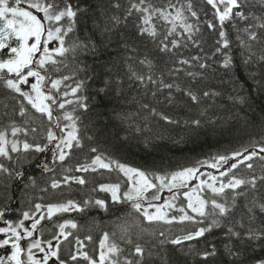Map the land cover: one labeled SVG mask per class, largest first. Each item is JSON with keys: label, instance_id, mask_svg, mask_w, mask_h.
Returning <instances> with one entry per match:
<instances>
[{"label": "trees", "instance_id": "trees-1", "mask_svg": "<svg viewBox=\"0 0 264 264\" xmlns=\"http://www.w3.org/2000/svg\"><path fill=\"white\" fill-rule=\"evenodd\" d=\"M67 2L77 10V16L74 31L65 38V45L71 47L74 42H83L88 47L78 48L75 55L70 52L66 57H57L68 66L60 65L61 71L52 73L53 78L65 75L72 78L60 86V92L52 90V94L59 98L58 102L73 100L64 109L53 106L54 118H61L60 127L57 128L55 123L32 108L24 97L7 89L0 81V132L7 134V147L12 157L0 156V163L9 170L0 172V210L7 209L5 218L18 222L23 219L25 211L37 218L41 215L47 217L45 211L48 206L67 204L69 201L78 204L83 211L57 213L38 225L46 239H56L60 235L59 224L66 221L77 224L76 229L69 227L65 230L72 233L67 240L63 236L56 240L60 245V258L67 264H89L82 256L71 260V255H75L77 250L87 252L98 260L100 242L105 233L110 235L109 242L114 240L123 249L121 260L124 256L137 259L132 252L134 244L139 243L146 250L143 264H261L264 261V238L250 239L248 234L250 230L264 232V212L258 207L264 204V180L257 179L254 189L251 186L239 189L244 195L236 197L235 206L231 204V190H226L230 212L227 216L208 218L200 217L187 208L188 200L182 193L188 188L173 189L172 192L162 189L161 199L151 203H165L174 193H181L174 201L176 208L168 210L169 217H177V220L171 224L162 221L150 223L141 213L134 211L131 202H113L111 193L98 190L101 185L119 183L123 197V193L131 190L132 186L122 172L115 168L111 171L98 168L97 171L80 172L76 168L102 154L127 166L165 175L198 166V161L214 162L212 158L219 155H231L244 148H248L249 152L259 151L260 147H264V59H261L264 56V28L260 27L264 24V0H242L241 7L234 10L244 12L247 19L234 17L232 21L225 22L228 48L217 43L221 40V29L214 9L206 0H190L197 17H191L187 11L189 0H145L142 5L167 10L172 16H175L176 8L185 9V22L199 27L198 32L192 33L191 39L179 20L175 21L176 31L168 35L172 27L171 17L165 20L158 13L153 14L151 25H143V17L147 14L132 7L139 0ZM58 3L60 7L65 6V0H58ZM38 14L42 16V13ZM209 21L217 27L209 28ZM64 23L66 21H61V24ZM152 25L157 36L141 34L142 26ZM246 27L257 34L258 40H250L249 34L244 31ZM174 41L179 46L173 47ZM163 44L168 45V51L161 50ZM53 47L55 42L49 44L50 49ZM217 48L221 51L217 52ZM227 57L231 58V64L225 67ZM185 59L191 63H180ZM201 64L208 67L201 68ZM136 76L145 77L143 83ZM148 76L155 83L147 80ZM30 82L34 83L35 78H30ZM81 82L83 86L75 97L71 95L70 88L65 87H75ZM164 84L173 87L165 88ZM48 89L50 84L46 82L45 90ZM65 91L69 92L67 97L62 96ZM189 91L200 98L199 102L189 98ZM205 92L214 94L205 97ZM21 105L27 109L24 116L19 114ZM81 105H86V108ZM152 109L175 122L163 120L160 115L153 114ZM68 112L72 113L79 129L82 148H73L63 162L55 163L53 145H48V150L42 153L23 150L24 141L48 144L47 132L50 130L58 137L66 136L67 131H71L72 121L62 117ZM194 120L201 121L200 126L192 124ZM13 126L28 132L25 134L22 131L13 137ZM13 140L18 141L20 151H11ZM56 142L53 141V144ZM93 147L98 152L93 153ZM250 163L254 164V172L241 164L235 170L236 174L247 178L264 175L261 168L264 161L255 158ZM45 166L51 170H46ZM227 167L213 169L205 165L200 168L205 175L199 179H207L208 173L219 177V173ZM81 176L86 181L83 185L72 179L65 182L64 179ZM219 179L227 181L228 177ZM53 181H59L61 186L52 188ZM154 191H149L146 196L151 197ZM200 195L206 199L213 198L208 190ZM214 198L224 202L221 196ZM95 200H104L107 209L96 205ZM144 201L147 204L150 202L148 199ZM253 202L257 206H253ZM36 204L42 205V208L36 210ZM180 207H184L195 220L180 222L178 218L183 215L178 210ZM250 207L251 212L248 210ZM206 211H212L210 205ZM213 218L218 225L204 236L179 245L168 242L207 227ZM125 228L128 229L127 234L123 231ZM161 232L163 235H160ZM88 236L92 239H85ZM122 236L125 238L121 239ZM129 237L133 244L127 243ZM77 238L84 241L82 248L77 244ZM162 240L166 242L161 244ZM213 250L215 255L204 257L203 253ZM149 252L151 255H148Z\"/></svg>", "mask_w": 264, "mask_h": 264}, {"label": "snow or ice", "instance_id": "snow-or-ice-1", "mask_svg": "<svg viewBox=\"0 0 264 264\" xmlns=\"http://www.w3.org/2000/svg\"><path fill=\"white\" fill-rule=\"evenodd\" d=\"M206 3L214 9V15L219 22V27L221 31L219 35L221 40L217 43H222L223 48L229 47V40L227 39V33L224 30V24L226 21H232L234 17H238L241 20L247 19V16L242 11H234L241 7L242 0H206ZM145 4V0H139L138 4H133L132 7L138 12L146 13L143 17V25L152 24L153 14L158 13L165 20H169L171 17L172 27L168 35H171L176 31L177 24L175 21H180V26L184 29V32L188 33V38H192L193 32H198L199 27L190 23H186L187 17L184 15L185 9L176 8V5H172L173 8H176L175 16H172L171 12L167 10L160 9H150V6H142ZM21 5H26V7H21ZM35 10V11H32ZM187 11L190 13L191 17H197V12L192 10V5L189 0L187 5ZM37 13H42V16L37 15ZM131 15V11H129ZM77 16V10L74 9V6L71 3H68L65 0V6L60 7L58 0H0V53H2L7 58H0V81L4 82V86L7 89L12 90L15 93H18L20 96L24 97L27 100V103L32 106L37 112L47 117V120L55 123L56 127L59 128L60 117L53 116V106L56 108L64 109L66 104H72L73 100H64L63 102H58L59 98L56 95L52 94V90L55 92H60V86L64 84L65 81L71 79L70 76H63L61 78H53L52 73L61 71L60 65L67 67L68 65L64 60H58L57 57H66L68 53L75 55L76 50L87 49L88 45L83 42H74L71 47L65 45V38L74 31L75 19ZM61 21H66V23L61 24ZM208 27L215 29L216 24L211 21L208 22ZM261 28H264V24L260 25ZM245 32L249 34V38L252 41L258 40V36L255 32H251L248 27L244 29ZM141 34H148L150 36H157V31L154 25L151 27L141 28ZM18 42L13 44L12 42ZM55 42L56 46L49 48V44ZM179 46L177 42H173V47ZM198 46V45H197ZM250 47V45H249ZM162 51H168V45L163 44ZM217 52L221 51V48L216 49ZM39 54V55H37ZM193 59H200L199 57H194ZM264 59V56L261 57ZM142 63H149L148 61H142ZM182 64H190L191 61L185 59L180 61ZM231 64V58L227 57L224 61V66L228 67ZM51 66V67H49ZM201 68L208 67L207 64H201ZM44 70V71H42ZM82 70V69H81ZM179 71V70H177ZM8 74L14 75L15 78H10ZM189 75L196 76L199 74L188 73ZM135 75V73H133ZM30 78H35L34 83H30ZM136 79L140 80L142 83L145 80L143 76H136ZM147 80H152L151 76L147 77ZM46 82L50 84V89L45 90ZM161 83H163L161 81ZM21 85H28L31 89V93H35L33 96L30 92L22 90ZM83 86L82 82L78 83L75 87L71 85H65V87L70 88L72 96H76L80 88ZM165 88H172L171 84H164ZM214 93L205 92L204 96L207 97ZM69 92L65 91L62 93L63 97H67ZM155 95V93H153ZM189 98L193 102H199V97L189 91L187 93ZM51 101V103H48ZM86 108V105H81ZM145 107H148L145 105ZM153 114L156 113L155 109L151 110ZM27 113V109L21 105L20 115L24 116ZM158 115L161 118L169 123H174L170 117L159 113ZM64 120L72 121L71 131H67L66 136L58 137L56 132L48 131L47 132V141L48 144H32L27 141L23 142V150L28 152L34 150L36 152H45L48 150V145H53L55 148V154L53 156V163L56 161L63 162L69 155L72 153L73 148H82L83 144L81 137L79 135V129L76 127V122L73 119L71 112L65 113L62 117ZM196 126H200L201 121L194 120L191 122ZM68 126L66 125L65 128ZM139 131V129H137ZM24 132L27 134V129H21L19 127L13 126L11 129V135L15 137L17 133ZM31 131H36L32 129ZM53 141H58L53 144ZM8 138L5 132H0V156L7 157L11 159L8 151ZM11 151L18 152L20 147H18V141L13 140L11 142ZM93 153L98 152V150L93 147L91 149ZM247 153V154H246ZM264 147H260L259 151L249 152L248 148H244L242 151H237L231 155H219L213 157L214 162L209 163V161H198V166L183 168L179 171L161 175L156 173H149L134 167L127 166L120 163L119 161H114L109 157H105L102 154H97L95 157L86 164L79 165L76 168V171L88 172L90 169L92 171H97L99 169L113 170L114 168L124 174L128 180H131L132 188L129 191L123 193V197L120 193V184L113 185H101L98 189L99 191L111 193V199L113 202H131V207L135 212L141 213L148 222H164L171 224L173 221L177 220V217H169L168 213L164 211V208H176L174 201L177 199L181 193L176 192L173 196L166 202L165 205L156 206L151 203L152 200L161 199V190L167 189L169 192H172L173 189L188 188L190 181L199 180V184L195 187H192L190 191L182 193V195L188 200L187 208L191 209L192 212L197 213L200 217H217V216H227L231 208L228 204L229 196L226 194V190H231V204L235 206L236 197L244 195L243 192L239 191L244 186H251V188H256L257 179L264 180V175L256 177L252 175L251 178L243 177L236 174L235 170L240 167L241 164H244L245 167L249 170L254 169V164L250 163L255 158H258L260 161H264ZM229 161H234L229 163ZM207 165L213 169H219L224 165H228L225 171L219 173V177H228L227 181L219 179L218 176L211 173L207 174V179H199L200 176H204V173L200 172V168ZM46 170L48 169L45 166ZM261 168L264 169V165H261ZM9 170L0 163V172H8ZM71 171V169H69ZM199 173V176L197 175ZM231 174V175H230ZM17 175H20L19 173ZM65 182H69L70 179L75 180L78 184H85L86 181L84 177H65ZM60 182L53 181L51 184L52 188H59ZM155 190L151 197H147L146 193ZM205 190L210 191L213 198L206 199L201 196L200 193ZM221 196L224 199V202L217 201L214 197ZM148 199L150 202L148 207L142 203L143 200ZM94 203L102 208L107 209V204L104 200H95ZM209 205L211 206L212 211L209 213L206 210ZM253 206H257L253 202ZM36 210H40L42 205L36 204ZM155 207L156 211L150 213L148 208ZM261 212H264V204H259ZM70 210H79L83 211L84 209L80 207L73 201H69L67 204L60 205H51L47 207V217L41 215L37 219L35 215H30L29 212L25 211L22 213L23 219L19 220L16 224L5 220V214L7 209L0 210V221H4L7 225L6 227H0V234L4 237L0 239V249H5L8 246L11 247V255L0 254V264H49V261L55 259L59 261V264H67L65 260H62L59 255L60 245L59 243L53 244L51 240L42 244L40 239H33L26 248H22L20 241L25 238L33 237L37 226L45 218L51 219L56 213L67 212ZM183 215L178 219L180 222L185 220L193 221L195 217L188 215L184 207L178 209ZM249 212L252 211L250 207ZM32 220L33 223L30 227H26L24 221ZM218 225L216 219H211L207 227H201L195 232H189L188 234L172 239L168 241L172 244L179 245L184 241L194 240L196 238L204 236L207 231H211L213 227ZM76 229L77 224L72 221H66L58 225L59 236H56V240L59 241L60 237L63 236L65 240L72 235L71 232H66L67 228ZM23 230V234L20 231ZM124 233L127 234L128 229H123ZM144 231V229H141ZM231 231V230H230ZM115 235L114 233L112 234ZM163 235V232L160 233ZM236 236H239V233H235ZM250 239H259L264 238V232L256 233L249 231ZM125 237L122 236L121 239ZM85 239L91 240L92 237L88 236ZM110 241V235L105 233L103 239L100 242L99 259H93L87 252L82 250H77L75 255H71V260L75 261L78 257H83V259L88 260L89 264H143V259L145 257L146 250L139 244L135 243L132 255L137 257L133 260L127 256H124L121 260V254L123 249L113 240ZM77 244L81 246L84 245V241L77 238ZM166 241H160L161 244ZM127 243L133 244V240L129 237ZM37 250L43 255L37 258L36 253L33 250ZM148 255H151L149 252ZM204 257L215 255V251L203 253ZM26 257V258H22ZM264 264V261L261 262Z\"/></svg>", "mask_w": 264, "mask_h": 264}, {"label": "flooded vegetation", "instance_id": "flooded-vegetation-1", "mask_svg": "<svg viewBox=\"0 0 264 264\" xmlns=\"http://www.w3.org/2000/svg\"><path fill=\"white\" fill-rule=\"evenodd\" d=\"M30 215H31V214H30ZM5 220H7V219L5 218ZM20 220H21V219H20ZM7 221L12 222L13 224H16V223H17V222H15V221H10V220H7ZM30 221H31V220H26V221H24V224H25L26 227H28V223H29ZM6 226H7V225L4 223V221H0V227H6ZM39 229H40V227L37 226V233H36V235H34V236L31 237V238H25V239H22V240L20 241V244H21V247H22V248H26L28 245H30V243H31V241H32L33 239H40V240L42 241V243H46L47 241L51 240V239L46 240V239L43 237V235L39 233ZM20 231H21L22 234H23V230L20 229ZM3 238H6V237H4L2 234H0V239H3ZM52 242H53V241H52ZM53 243H54V242H53ZM11 251H12L11 247L8 246V247L5 248V249H0V254L11 255ZM33 251H34V250H33ZM34 252H35V251H34ZM22 258H26V257H22ZM13 264H14V262H13Z\"/></svg>", "mask_w": 264, "mask_h": 264}, {"label": "rangeland", "instance_id": "rangeland-1", "mask_svg": "<svg viewBox=\"0 0 264 264\" xmlns=\"http://www.w3.org/2000/svg\"><path fill=\"white\" fill-rule=\"evenodd\" d=\"M22 7V6H21ZM55 46H56V43H55ZM30 83H32V82H30ZM21 87H22V90H24V91H28V92H30L31 93V89H30V87L28 86V85H21ZM33 96H35V93H31ZM202 171V170H201ZM202 172H204V171H202ZM198 175V174H197ZM130 183H131V186H132V181L130 180ZM193 184H195V185H198L199 184V180L197 179V180H194V182H193V180L192 181H190V183H189V185H188V190L187 191H190L191 190V188L192 187H195ZM186 191V192H187ZM148 193V192H147ZM164 202H166V201H164ZM142 203L145 205V207H148V204L143 200L142 201ZM163 203H161V202H158V203H153V205H156V206H160V205H162ZM164 211H166L167 213H168V210H169V208H164L163 209ZM148 211L150 212V213H153V212H155L156 211V208L155 207H152V208H148ZM47 212L45 211V215H47L46 214ZM57 214V213H56ZM55 214V215H56ZM54 216V215H53ZM52 216V217H53ZM37 218V217H36ZM38 219V218H37ZM33 223V221L31 220L29 223H28V227H30L31 226V224ZM36 233H37V229H36V231H35V233H34V235H36ZM33 235V236H34ZM34 251H35V253H36V256H37V258H39L40 256H42L43 254L42 253H39L37 250H35L34 249Z\"/></svg>", "mask_w": 264, "mask_h": 264}, {"label": "water", "instance_id": "water-1", "mask_svg": "<svg viewBox=\"0 0 264 264\" xmlns=\"http://www.w3.org/2000/svg\"><path fill=\"white\" fill-rule=\"evenodd\" d=\"M50 264H59L58 262H52V263H50Z\"/></svg>", "mask_w": 264, "mask_h": 264}]
</instances>
